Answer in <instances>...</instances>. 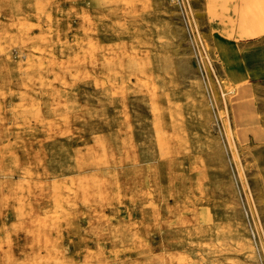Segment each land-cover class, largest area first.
I'll return each instance as SVG.
<instances>
[{"label":"rangeland","instance_id":"obj_1","mask_svg":"<svg viewBox=\"0 0 264 264\" xmlns=\"http://www.w3.org/2000/svg\"><path fill=\"white\" fill-rule=\"evenodd\" d=\"M0 264H264V0H0Z\"/></svg>","mask_w":264,"mask_h":264}]
</instances>
